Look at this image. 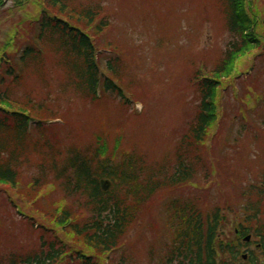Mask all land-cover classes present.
<instances>
[{
	"label": "trees",
	"instance_id": "obj_1",
	"mask_svg": "<svg viewBox=\"0 0 264 264\" xmlns=\"http://www.w3.org/2000/svg\"><path fill=\"white\" fill-rule=\"evenodd\" d=\"M224 1L230 37L226 51L212 70L200 68L190 80L195 115L181 136L177 168L171 177L163 179L155 170L145 172V162L135 150L121 149L122 135L115 136L111 148L106 145H111L109 134L105 140L97 138L98 147L79 150L60 146L58 125L47 124L60 119L64 121L61 128L69 129L65 121L69 115L55 106L50 96L39 99L31 91L25 100L14 90L30 70L41 75L39 69L44 70L46 60L52 59L67 71L69 82L63 88H76L83 99L96 101L100 90L104 102L108 96L125 98L120 60L109 59L107 73L98 62L96 40L111 24L102 5L92 0H43L38 17L30 19L26 28L23 19L13 23L6 41H0V192L15 191L26 208L33 205L43 221L39 231H33L37 248L28 250L21 244L9 254L0 248V264H139L128 255L127 239L152 199L161 192L189 186L196 178L200 181L201 174L208 185L213 183L205 171L213 169L218 175V167L208 166L203 157L225 114L223 93L232 89L235 95L242 70L249 71L258 61L264 68L261 0ZM31 3L14 0L13 9L0 10V23L13 20ZM2 4L3 0L0 8ZM242 85V96L237 100L241 123L250 126L264 145V115L261 127L247 117L253 104L264 103V94L258 78L242 81ZM261 107L263 111L264 105ZM31 124L34 136L29 132ZM30 158L39 166V173L25 178L22 166ZM103 177L115 183L107 195L98 185ZM50 178L62 190L63 199L52 198L55 187L49 190L54 186ZM167 211L171 213L169 243L162 251L165 254L149 264H215L217 212L199 211L195 202H174ZM150 253L153 255L154 250Z\"/></svg>",
	"mask_w": 264,
	"mask_h": 264
},
{
	"label": "rangeland",
	"instance_id": "obj_2",
	"mask_svg": "<svg viewBox=\"0 0 264 264\" xmlns=\"http://www.w3.org/2000/svg\"><path fill=\"white\" fill-rule=\"evenodd\" d=\"M92 1L96 4L100 3L104 7L106 15L112 18L113 23L99 41L103 53L99 60L101 69L106 72L107 60L118 55L114 53L113 48H115L121 56L124 83L131 84L133 81V87H129V90L137 91L133 93V99H131L133 102H130V108L133 112L137 109H145L144 114L138 118H131L130 114L122 115L121 102L115 98L104 110V116L109 119V126L113 118L118 122L128 124L125 140H123L124 148L127 151L137 150L145 157L148 166L157 163L160 166L158 168H161L162 164L167 162L166 171H171L175 165L172 157L176 141L173 142V138L170 136L183 126L184 122L193 119L195 115V112L193 113L195 110L193 90L188 85V80L190 77L192 78L190 71L194 72L196 68L204 64L208 70L212 69L222 58V53L228 42V34L223 27V13L220 10L221 0ZM12 6L13 0L8 3L5 9L12 8ZM33 11L34 7L27 8L26 11H21L17 17L34 16ZM261 12L264 18V5L261 6ZM10 27L11 24H0V41L2 43L11 33ZM250 66L249 62L248 68ZM263 70L262 62L258 61L252 78L255 79L261 74L258 78L259 88L264 94V73H260ZM244 77L245 75H242V79L237 82L236 87L241 96ZM49 81L51 82L49 91L52 98L66 108L70 105L72 108L73 122L65 120L69 125L74 123V128H70L72 130L71 139L68 140L70 145H77L82 139L88 142L89 136L86 137L85 134L87 131L96 130L98 134L105 132V124L103 121L96 120L92 113V106L89 108L84 105L85 100L77 98L75 95L69 98L70 104H68L66 98L64 99L58 93L61 80H57L54 76ZM40 82L38 78L31 76L27 83L30 89L35 91L36 96L42 97L43 88L48 87ZM232 92V89H228L223 93L222 102L225 114L220 129L215 130L217 136H213L208 145V153H205L203 157L208 166L218 167V175L212 173L213 169L205 171L210 174L209 179L213 183L207 184L206 191L202 189L203 191L199 192L190 187H183L168 194H162L161 198L150 207V211L145 213L137 227L131 231L126 248L129 254H132L131 247L137 244L140 235L149 233L147 236L149 239L151 238L152 234L148 230L149 221L145 218L148 220H152L153 217L158 219L160 215L161 223L164 222L162 218L164 204L175 200L187 202L195 197H202L206 200L209 209L222 207L225 205L226 196H229L231 200L235 196L234 187L228 185L227 182L231 175L243 174L247 169L253 170L250 175H256L257 171H260L257 159H259L258 154L263 153V146H260L262 143L255 145L252 131L246 128L243 122L241 123L239 103ZM260 104L264 105L261 102L253 104L247 113L248 119L258 127H261L263 122L261 116L264 115L262 107L259 108ZM112 130L110 136H114V132H119L115 131L116 129ZM62 135L66 136L67 133L62 131ZM68 141L65 144L61 143L60 146L68 148ZM213 152L215 154H212ZM255 152L257 159L252 160ZM237 153L238 156L235 155ZM34 162L33 158L30 159L26 169L23 168V172L26 173L24 174L25 178L39 171L37 166L33 165ZM220 166L222 167L220 168ZM261 169L263 168L261 167ZM201 171L199 170V174ZM205 172L203 173L205 174ZM201 177L200 183L206 186L207 182L203 181L204 175L201 174ZM8 194L9 191L0 192V235H8L9 227L11 234L24 239L20 243L22 244L26 241V237L23 236L25 228L20 225L17 230L14 226L17 223L20 224L24 219L17 214L16 211L19 212V210H14L11 206L12 203L8 202ZM15 197L12 195L13 205L16 201L24 209V203ZM54 198H60V196L56 195ZM200 207L205 209L203 206ZM38 219L41 221L42 217H38ZM262 220L264 221V216H262ZM14 241L17 242L15 239ZM9 242L8 237L0 236V243L4 246ZM136 248L134 256L142 263H146L144 260L147 258L146 245L137 250Z\"/></svg>",
	"mask_w": 264,
	"mask_h": 264
},
{
	"label": "flooded vegetation",
	"instance_id": "obj_3",
	"mask_svg": "<svg viewBox=\"0 0 264 264\" xmlns=\"http://www.w3.org/2000/svg\"><path fill=\"white\" fill-rule=\"evenodd\" d=\"M254 219L256 220V217ZM239 226L237 223L236 227ZM244 228L248 227L244 226ZM248 229L250 231L244 235L236 229L234 245L238 256L229 260L231 264H264V223H251ZM248 237L251 239L248 240ZM229 258L222 256V264H225Z\"/></svg>",
	"mask_w": 264,
	"mask_h": 264
},
{
	"label": "water",
	"instance_id": "obj_4",
	"mask_svg": "<svg viewBox=\"0 0 264 264\" xmlns=\"http://www.w3.org/2000/svg\"><path fill=\"white\" fill-rule=\"evenodd\" d=\"M101 187H102V189H103L105 192H108V191H110V189H111V187H112V184H111V182L108 181V180H103V181L101 182Z\"/></svg>",
	"mask_w": 264,
	"mask_h": 264
}]
</instances>
